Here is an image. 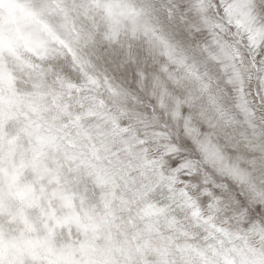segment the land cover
Masks as SVG:
<instances>
[{
    "label": "snow or ice",
    "instance_id": "6c2138e0",
    "mask_svg": "<svg viewBox=\"0 0 264 264\" xmlns=\"http://www.w3.org/2000/svg\"><path fill=\"white\" fill-rule=\"evenodd\" d=\"M0 264H264V0H0Z\"/></svg>",
    "mask_w": 264,
    "mask_h": 264
}]
</instances>
